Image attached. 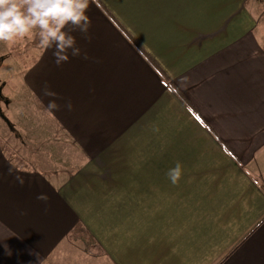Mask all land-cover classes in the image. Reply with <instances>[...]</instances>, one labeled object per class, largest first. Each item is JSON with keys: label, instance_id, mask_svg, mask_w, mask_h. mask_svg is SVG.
<instances>
[{"label": "crops", "instance_id": "1", "mask_svg": "<svg viewBox=\"0 0 264 264\" xmlns=\"http://www.w3.org/2000/svg\"><path fill=\"white\" fill-rule=\"evenodd\" d=\"M260 5L90 0L81 54L27 78L58 130L33 115L29 158L0 133V264L52 263L78 230L106 264H264Z\"/></svg>", "mask_w": 264, "mask_h": 264}, {"label": "rangeland", "instance_id": "2", "mask_svg": "<svg viewBox=\"0 0 264 264\" xmlns=\"http://www.w3.org/2000/svg\"><path fill=\"white\" fill-rule=\"evenodd\" d=\"M256 2L261 4L256 14L261 24L264 43V0H256ZM44 50L39 46L38 37L33 34L15 42H0V87L2 88L0 105L3 115L10 122L9 125L0 119V133L9 140L8 146L22 158H29L31 151L28 143L29 134L26 135V133L35 131L32 132L33 126L30 123L33 115L38 116L43 122L39 123L40 138H45L55 129L58 130V127L55 128L54 125L52 127L51 122L48 123L50 120L44 109L39 105L36 106V99L27 81L31 66L44 53ZM39 142L40 148L46 147V139H39ZM103 259H100L92 239L78 230L55 251L50 258L52 263L49 264H95L96 262L100 264V261L101 264H106L105 258Z\"/></svg>", "mask_w": 264, "mask_h": 264}, {"label": "clouds", "instance_id": "3", "mask_svg": "<svg viewBox=\"0 0 264 264\" xmlns=\"http://www.w3.org/2000/svg\"><path fill=\"white\" fill-rule=\"evenodd\" d=\"M89 3L90 0H0V42H15L33 34L38 37L41 48L52 50L54 62L59 66L68 61L69 53L73 57L81 54L72 33L87 34L91 25L87 15ZM43 91L46 96L56 97L47 85ZM58 107L53 99L49 101L47 110L52 113ZM67 108L71 111V103ZM182 171L183 166L179 162L168 171L173 185L180 181ZM37 199L47 200V197L41 194Z\"/></svg>", "mask_w": 264, "mask_h": 264}, {"label": "water", "instance_id": "4", "mask_svg": "<svg viewBox=\"0 0 264 264\" xmlns=\"http://www.w3.org/2000/svg\"><path fill=\"white\" fill-rule=\"evenodd\" d=\"M1 99H2V88L0 87V102H1ZM0 117L9 124L8 120L6 119V117H4L2 113L1 105H0Z\"/></svg>", "mask_w": 264, "mask_h": 264}, {"label": "built area", "instance_id": "5", "mask_svg": "<svg viewBox=\"0 0 264 264\" xmlns=\"http://www.w3.org/2000/svg\"><path fill=\"white\" fill-rule=\"evenodd\" d=\"M263 182H264V177H263Z\"/></svg>", "mask_w": 264, "mask_h": 264}]
</instances>
